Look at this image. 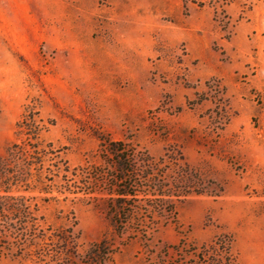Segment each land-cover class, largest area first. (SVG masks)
<instances>
[{"label":"rangeland","instance_id":"rangeland-1","mask_svg":"<svg viewBox=\"0 0 264 264\" xmlns=\"http://www.w3.org/2000/svg\"><path fill=\"white\" fill-rule=\"evenodd\" d=\"M106 142L133 170L120 234ZM11 143L18 176L45 153V193H10L34 215L0 211V264H89L99 241L94 264H264V0H0Z\"/></svg>","mask_w":264,"mask_h":264},{"label":"trees","instance_id":"trees-1","mask_svg":"<svg viewBox=\"0 0 264 264\" xmlns=\"http://www.w3.org/2000/svg\"><path fill=\"white\" fill-rule=\"evenodd\" d=\"M25 109H29L26 107ZM41 120L38 117V114H32L29 111H25L22 115L20 122L17 124V128L19 129V133L24 132L27 134V139L33 141L35 143L40 139V132L42 130ZM40 141V140H39ZM107 144L105 150L114 156L117 157L115 162V171L120 174L119 177H114V183L111 185L112 194L116 196V198H110L109 201L111 205L108 204L107 208L111 213H113V222H114V231L117 234H120L121 229L129 224L130 216L132 213V206L127 205L124 201H119V199H126L127 197H133L134 194L128 191L129 188L133 186L130 184H126L125 182L131 179L130 175L133 173L131 165L126 160L125 157L117 156V148L119 144L110 143ZM34 149V148H33ZM17 159H24L29 161L31 157L28 154V151L24 147L20 148L16 146L15 143H11V145L7 148L4 155L0 156V184L5 183L7 186L5 189V193H9L5 196H0V211L6 212L8 214L14 213L19 215L25 220L31 219L34 215V211L31 210L28 206H26L23 202L22 197H14L10 195V193L14 191H19L23 188V191L32 192L34 189L39 188L40 191L45 193L43 189V182L40 180V176H42V170L45 165V153H39V156L35 162H30V164L26 163V165L22 168L20 176L13 172L14 163ZM35 169L36 174L32 176L31 171ZM35 178L34 180L32 178ZM3 179V180H2ZM31 183L35 184V188H30ZM125 183V184H122ZM113 187V188H112ZM67 236L63 237V245L61 246L64 250V245H67ZM222 245V242L219 241ZM104 246L103 241H99L93 248L91 249V257L89 264L96 263L97 259H99L102 248ZM225 255H228V250H222ZM220 250V252H222ZM104 254V253H103ZM228 264H234L231 260H228Z\"/></svg>","mask_w":264,"mask_h":264}]
</instances>
